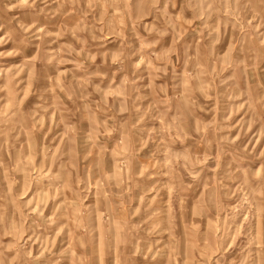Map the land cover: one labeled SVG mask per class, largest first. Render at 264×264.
Returning a JSON list of instances; mask_svg holds the SVG:
<instances>
[{
    "label": "rangeland",
    "instance_id": "1",
    "mask_svg": "<svg viewBox=\"0 0 264 264\" xmlns=\"http://www.w3.org/2000/svg\"><path fill=\"white\" fill-rule=\"evenodd\" d=\"M0 264H264V0H0Z\"/></svg>",
    "mask_w": 264,
    "mask_h": 264
}]
</instances>
